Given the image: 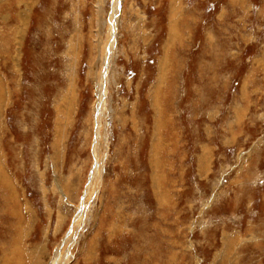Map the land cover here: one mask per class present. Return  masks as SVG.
Here are the masks:
<instances>
[{
  "label": "rangeland",
  "instance_id": "obj_1",
  "mask_svg": "<svg viewBox=\"0 0 264 264\" xmlns=\"http://www.w3.org/2000/svg\"><path fill=\"white\" fill-rule=\"evenodd\" d=\"M113 1L0 0V264H264V0L118 1L84 208Z\"/></svg>",
  "mask_w": 264,
  "mask_h": 264
},
{
  "label": "bare ground",
  "instance_id": "obj_2",
  "mask_svg": "<svg viewBox=\"0 0 264 264\" xmlns=\"http://www.w3.org/2000/svg\"><path fill=\"white\" fill-rule=\"evenodd\" d=\"M119 0L113 1V8L112 13L110 17V30L108 29L107 32V39L103 45L102 54L100 55V70L97 74V82H96V92H95V108H94V115H96V136H95V144H94V156H96L95 163L93 165L92 169V179L90 181V185L88 186V189L85 193V198L83 197V203L82 206L85 208L88 201V194L90 192L91 186L93 185L94 181L97 178V175L100 171L101 163H100V156H99V149L101 146V142L103 141V135L101 132L102 129V119L104 116V110L106 106V98H107V89L109 85V74L111 73V67L113 64V59L115 56V47H116V38L115 37V26L117 20H115L116 17V8L118 6ZM118 14V13H117ZM2 176V175H1ZM0 176V177H1ZM5 181V180H4ZM81 212H79V215H77L74 219L73 229L71 230L69 237L66 238L65 241H63L62 245H59L56 248L55 255L53 256L50 264H67L70 260V254L67 252L68 248H70L69 244L72 243L73 237L76 234V229L79 225L78 221L81 220Z\"/></svg>",
  "mask_w": 264,
  "mask_h": 264
},
{
  "label": "water",
  "instance_id": "obj_3",
  "mask_svg": "<svg viewBox=\"0 0 264 264\" xmlns=\"http://www.w3.org/2000/svg\"><path fill=\"white\" fill-rule=\"evenodd\" d=\"M119 8V7H118Z\"/></svg>",
  "mask_w": 264,
  "mask_h": 264
}]
</instances>
